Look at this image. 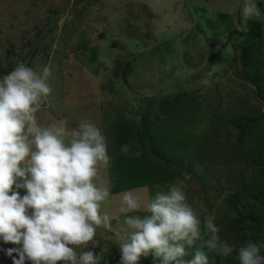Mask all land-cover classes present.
Listing matches in <instances>:
<instances>
[{
    "label": "rangeland",
    "instance_id": "rangeland-1",
    "mask_svg": "<svg viewBox=\"0 0 264 264\" xmlns=\"http://www.w3.org/2000/svg\"><path fill=\"white\" fill-rule=\"evenodd\" d=\"M243 3L0 0V78L20 62L37 72L50 66L53 92L39 122L66 118L71 129L91 120L107 137L111 167L101 169L100 181L110 196L101 211L112 228L97 229L101 264H117L125 216L147 215L144 204L179 179L201 220V239L187 258L203 251L205 214L237 247L253 241L264 222V150L257 153L264 146V0H256L260 16L247 22ZM151 136L174 143L163 151L172 163L156 142L153 151ZM180 151L189 155L182 159ZM136 160L155 180L119 189ZM128 190L140 196V211H120V194ZM257 241L264 243V225ZM13 247L0 241V264H13L7 255ZM209 253V264H238L237 252ZM139 264H154L153 257Z\"/></svg>",
    "mask_w": 264,
    "mask_h": 264
},
{
    "label": "clouds",
    "instance_id": "clouds-1",
    "mask_svg": "<svg viewBox=\"0 0 264 264\" xmlns=\"http://www.w3.org/2000/svg\"><path fill=\"white\" fill-rule=\"evenodd\" d=\"M241 13L245 22L261 14L256 0H244ZM51 75L50 66L37 72L20 62L0 78V241L17 246L7 249L13 264H101L97 229L112 228L101 211L110 196L100 181L101 169L111 167L107 137L91 120L71 129L66 118L39 122L53 92ZM186 188L183 179L172 182L144 204L147 215L125 216L117 264H139L150 255L154 264H209L201 249L187 258L201 239V220ZM120 196L122 213L141 210L135 190ZM203 230L210 251L223 258L237 252L238 264H264V243L230 244L212 215L205 214Z\"/></svg>",
    "mask_w": 264,
    "mask_h": 264
},
{
    "label": "trees",
    "instance_id": "trees-1",
    "mask_svg": "<svg viewBox=\"0 0 264 264\" xmlns=\"http://www.w3.org/2000/svg\"><path fill=\"white\" fill-rule=\"evenodd\" d=\"M127 136H128V134H125L124 139H122V141H125V139L127 138ZM151 138H152V136H151ZM154 142H156V145H157L158 148L160 147V148L163 149V150L160 149L162 151V153H163V151H165L167 149L168 150H171L172 149V151H173L174 150V147H175L174 146V143H168L167 141H165L164 139H162L160 137L156 138V140L154 138H152V144L154 145L153 151H155V149H156V145H155ZM178 148L182 150L184 147L179 146ZM263 148H264V146H263ZM263 148H262V150H258L257 153H259L260 151L263 152V150H264ZM164 153H163V156H161V157L164 158V162H166V163H169V162L172 163L171 159L165 158V156H164L165 154ZM179 154H180V157L182 159H184L185 156H188L189 155L186 151H180ZM155 155H157V154L155 153ZM135 163H138L139 165L138 166H135L134 167V170L131 171V173H130V171L128 173H126L123 176L122 181L119 180L120 181L119 182L120 183L119 184V189H121L122 187L123 188H125V187H127V188H129V187H131V188H137V187L141 186L142 183H144L145 179L148 180L149 182L155 180L152 177V174L148 171V167H147L148 164L147 163L137 162V160L135 161ZM175 168L181 169L180 165H176ZM128 175H132V176H128ZM128 177H135L136 180H134L131 183H127L125 181V179L127 180ZM144 177H145V179H144ZM128 185H130V186H128ZM116 189H118V187ZM263 225H264V222L257 229V231H256L257 233L254 235L253 242H257L258 243L257 239H258L259 235L263 231ZM203 251L208 254L209 249H207V247L204 246ZM210 255H211V253H209V255H207L208 258L210 257ZM216 264H218V261L216 262Z\"/></svg>",
    "mask_w": 264,
    "mask_h": 264
},
{
    "label": "water",
    "instance_id": "water-1",
    "mask_svg": "<svg viewBox=\"0 0 264 264\" xmlns=\"http://www.w3.org/2000/svg\"><path fill=\"white\" fill-rule=\"evenodd\" d=\"M104 36H105L104 34H100V36H99V37H100V38H104Z\"/></svg>",
    "mask_w": 264,
    "mask_h": 264
}]
</instances>
